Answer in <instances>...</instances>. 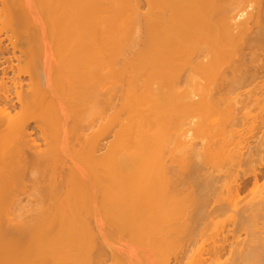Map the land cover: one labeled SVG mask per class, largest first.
<instances>
[{"label": "bare ground", "instance_id": "1", "mask_svg": "<svg viewBox=\"0 0 264 264\" xmlns=\"http://www.w3.org/2000/svg\"><path fill=\"white\" fill-rule=\"evenodd\" d=\"M4 2L7 22L25 46L23 53L30 72L28 95L18 93V101L23 111L35 116V125L30 131L31 127L13 114L16 104L3 94L0 250L8 246L13 232L9 222L25 223L22 208L10 212L6 197L12 188L24 183L29 171L37 184L45 174L44 183L63 189L69 201L65 203L70 204L30 214L32 223L48 222L34 232L28 227L25 233L20 231L22 245L36 261L68 256L88 264L87 247L90 241L102 238L97 237L104 228L102 219L96 216L92 224L86 212L87 185L93 184L102 190L100 193L109 187V203L117 205L105 218L117 239L126 237L125 227L131 223V250L126 248L135 264H168V254L174 253L168 249L179 242L177 238L186 226L183 210L178 208L174 213L173 206L189 207L192 201H202L197 196L193 200L195 195L187 192L189 197H184L183 190L182 198L167 202L174 185L165 159L170 148V127L178 118L180 132L175 143L187 167L196 139L194 129L212 137L224 125L222 118H211L212 111L227 104L216 92L221 88L264 85V0ZM119 93L122 105L116 109L113 100ZM110 110H114L111 115L107 114ZM106 114L103 129L88 133L93 123L90 118L98 115L102 119ZM110 129H115V134L106 145L102 136ZM39 131L44 136L45 150L38 143ZM254 177L257 180L258 174ZM227 178L230 185L238 182L232 171ZM205 183L201 180L202 189L210 186V182ZM128 186L138 193L131 213L118 200L117 192ZM263 211L264 193L243 213L240 210L242 215L235 225L251 229L242 246L230 250L228 262L220 260L223 250L215 246L206 260L205 252L197 249L189 264H264V232L255 228L258 214ZM186 229L183 236L191 235L188 223ZM11 240L13 245L18 243L15 238ZM12 249L16 252L14 246ZM125 249L123 253H127Z\"/></svg>", "mask_w": 264, "mask_h": 264}, {"label": "rangeland", "instance_id": "2", "mask_svg": "<svg viewBox=\"0 0 264 264\" xmlns=\"http://www.w3.org/2000/svg\"><path fill=\"white\" fill-rule=\"evenodd\" d=\"M4 3V0H0V99H2L1 97H3V94L9 96V99H11L13 104H16L17 107L13 111V114L19 116L21 121L26 122V124L31 127V131L33 130L32 126L35 125V116L28 111L22 110L17 97L18 93H22L23 96L28 95V86L31 82L27 58L23 53L25 46L20 41V38L14 34L12 27L9 26V22H7ZM216 96L227 101V104L223 105L222 108L216 112L212 111L211 118H222L224 125H222L223 127L221 126L222 129L219 134H217V136L214 135L215 138H213V140L211 138L214 136L210 137L208 132L199 134L196 132V129H194L192 133H194L193 135L196 139L192 148L193 152L190 154L189 166L186 167L183 165L180 159V148H177L175 143V138L180 132V122L178 118L173 121L168 133L170 148L166 151L165 159L169 167L168 170L171 172V180L174 185L172 189H170L169 197L171 198L167 199V202L172 203L178 196L181 198L183 196L189 197V194L195 195L193 196V200L196 196L202 199V201H198V203L196 200L193 202L190 200L192 198L190 195L191 197L189 200L192 201V203L190 202V204L188 202L187 205L190 204L189 207L182 204L183 207H186H184L185 210L181 209L183 207L179 205L173 206L174 213L179 211L178 208H180V211L183 210L181 214L186 218L182 219V221L186 220L184 221V226L186 225L184 231H187L186 227L188 223L191 235L183 236V234H185L183 231L184 233L182 232L181 235H179L180 238H177L179 242L172 245L173 248L171 246V248L169 247L170 249H168V252L174 253L168 254V264L192 263L190 260L197 249H201L202 252H205V254L203 253V258L206 260L209 256L208 251L212 250L215 246H220L223 250L220 260L222 262H228V259L231 257L230 250L241 247L244 239L248 238V230L251 229H247V226L246 228L245 226L237 228V224L235 225L241 217L240 210H242L243 213L248 204L253 203L258 199L261 193H264V85L252 84L235 89L221 88L216 92ZM4 98L5 96L3 99ZM113 102L116 109H121V93L114 98ZM113 112L114 110H110L107 114L111 115ZM107 114L102 119L98 115L91 117L90 120L93 123H91V129H89L88 133L94 134L96 131L103 129L108 118ZM191 118L192 117H190V119ZM193 119L196 121L197 117ZM114 134L115 129H110L102 136L106 145L110 144L113 140ZM36 136L38 138V143L41 145V149L45 150V140L41 131H39V133L37 132ZM224 137L230 139V142H225L226 139ZM224 144H226L225 147ZM105 151L106 149L103 150V152ZM229 153H231L232 156H229ZM230 171L237 175L238 180L237 183H231L232 185L229 184V179L227 178V174ZM255 173L258 174L257 180L254 177ZM45 178L46 175L42 174L39 178L40 183H34L33 176L27 171L24 176V183L12 188L11 194L6 197V204L10 212L15 213L18 208H22L25 223L21 225L16 223V221H11L12 223L9 222L10 226L13 227V232L10 235L8 244L10 248L7 246V249L0 250V256H3L4 254L1 253L5 251L4 256L7 258L6 261H4V259H2L4 256H1L0 264H19L21 262L22 264H81L80 259L68 256H62L44 262L36 261L35 255L32 257L28 251L29 249L23 246V236L20 231H26L24 228L28 227L31 232H34L38 228L48 225V222L43 220L32 223L31 221L33 220H31L30 214L33 215L40 210H47L49 207H54V210L59 206L70 205L66 204L69 201L68 199L66 201L64 194H62L63 189H55L45 184ZM201 180L202 183L203 180H206V183L207 181L208 183L210 182L211 187L208 184L205 185V189H202L200 186L203 187L204 185L200 184ZM87 186H90V189L86 199L88 201L86 212L89 214V218L93 219L94 223L92 224H95L96 219H102L104 221H101L103 223L101 225L104 227H102L103 232L101 231V234L95 227L96 225H93V227H95L94 229L100 234H98L100 237L97 238H102L99 239V241L97 239L95 241L91 239L94 242L91 243L90 241L87 247V252L90 255L88 264H135L134 260L131 258V253H128V251L131 250V243L129 245L132 238L130 237L132 233L131 223H127L128 225L125 227L128 229H125L127 233L126 237H123L124 235L122 236L125 239L120 240L123 239L121 237L120 239L118 238V240L114 235L116 231L113 230L115 233L111 232L112 230H109L111 227L109 228V224L107 220H105L106 216L113 212L116 208L115 206H117L114 203H109L112 197V194H109V187L104 188L103 193H100L102 190L96 188L95 185L90 184ZM206 186H208L209 189ZM180 191H183V194L185 193L186 196H182ZM117 192H119L118 200L125 205L128 212L131 213V211L135 209L136 199H138L137 190L128 186L119 188ZM146 194L144 193V195ZM197 197L196 199H198ZM180 199H178V202L181 201ZM182 202L185 203V201ZM64 208L67 209V207ZM200 212L204 213L203 217V213L201 215ZM96 216L98 218L95 219ZM81 225H83V223H81ZM255 228L257 232H264V211L258 214ZM21 236L22 238H20ZM11 238L13 240L15 238L14 241L18 240L16 241L18 243H15V245L17 244L18 246H16L21 250H17L18 248L13 245L14 242H11ZM121 241L124 242L122 243ZM19 242L21 243L20 246ZM13 246L14 249L16 248V252L15 250L13 251V249L11 250ZM126 247H129L130 250ZM25 248L27 250L24 251ZM123 249L127 251V253L125 252L126 254L123 253ZM11 252H14L16 255ZM27 254L30 259L35 258V260L31 259L32 263L29 257H27ZM117 254L120 256L118 257ZM124 255L129 257L128 260ZM169 255H171V257ZM121 256H124V259H122ZM117 258H119V260ZM213 260H215V258H213ZM210 262L211 261L207 264H210Z\"/></svg>", "mask_w": 264, "mask_h": 264}]
</instances>
